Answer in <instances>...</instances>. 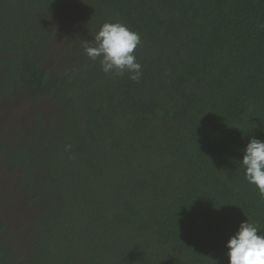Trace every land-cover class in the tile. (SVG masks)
<instances>
[{"label": "trees", "instance_id": "16d2710c", "mask_svg": "<svg viewBox=\"0 0 264 264\" xmlns=\"http://www.w3.org/2000/svg\"><path fill=\"white\" fill-rule=\"evenodd\" d=\"M81 11L71 45L140 35L138 82L88 56L44 68ZM17 96L48 104L8 159L40 212L19 261L0 236V264H229L242 222L264 234L241 163L264 141V0H0V103Z\"/></svg>", "mask_w": 264, "mask_h": 264}, {"label": "rangeland", "instance_id": "374dc122", "mask_svg": "<svg viewBox=\"0 0 264 264\" xmlns=\"http://www.w3.org/2000/svg\"><path fill=\"white\" fill-rule=\"evenodd\" d=\"M83 17L84 13L81 11L71 18L69 24L57 26L51 42L53 52L43 61L46 70L50 68L53 73L59 74L73 60L87 56L84 52L85 41L71 45V40L76 39L79 28L76 21ZM47 108L48 104L44 100L29 101L20 96L0 103V236L11 242L13 257L17 261L25 256V251H30V241L34 234L28 223L34 221L31 216L34 217L40 210L27 206L32 196L22 178L23 168L11 165L8 159L11 151L21 142L24 131L38 124L37 114H47ZM25 206L31 213L24 210ZM25 219L26 222L16 224L17 221Z\"/></svg>", "mask_w": 264, "mask_h": 264}, {"label": "clouds", "instance_id": "9594fccd", "mask_svg": "<svg viewBox=\"0 0 264 264\" xmlns=\"http://www.w3.org/2000/svg\"><path fill=\"white\" fill-rule=\"evenodd\" d=\"M140 44V35L126 25L105 23L91 42H84V52L92 60L101 58L105 74H128L130 80L138 82L143 68L135 50ZM243 152L245 179L264 197V141L252 138ZM226 247L229 264H264V234H259L258 226L248 219L240 224Z\"/></svg>", "mask_w": 264, "mask_h": 264}, {"label": "flooded vegetation", "instance_id": "af4514ba", "mask_svg": "<svg viewBox=\"0 0 264 264\" xmlns=\"http://www.w3.org/2000/svg\"><path fill=\"white\" fill-rule=\"evenodd\" d=\"M49 70H50V71H49V72H50V74H53V75H55V76H56V75H58L56 72H55V73H53V70H52V69H50V68H49Z\"/></svg>", "mask_w": 264, "mask_h": 264}]
</instances>
